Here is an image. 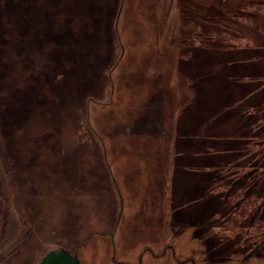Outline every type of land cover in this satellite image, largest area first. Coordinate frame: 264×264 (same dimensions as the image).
I'll list each match as a JSON object with an SVG mask.
<instances>
[{
	"label": "rangeland",
	"instance_id": "374dc122",
	"mask_svg": "<svg viewBox=\"0 0 264 264\" xmlns=\"http://www.w3.org/2000/svg\"><path fill=\"white\" fill-rule=\"evenodd\" d=\"M60 246L264 264V0H0V264Z\"/></svg>",
	"mask_w": 264,
	"mask_h": 264
},
{
	"label": "water",
	"instance_id": "95a60500",
	"mask_svg": "<svg viewBox=\"0 0 264 264\" xmlns=\"http://www.w3.org/2000/svg\"><path fill=\"white\" fill-rule=\"evenodd\" d=\"M35 264H82L78 252L60 246L47 250Z\"/></svg>",
	"mask_w": 264,
	"mask_h": 264
},
{
	"label": "flooded vegetation",
	"instance_id": "af4514ba",
	"mask_svg": "<svg viewBox=\"0 0 264 264\" xmlns=\"http://www.w3.org/2000/svg\"><path fill=\"white\" fill-rule=\"evenodd\" d=\"M242 208L245 209V205L242 206ZM244 209H241L239 212L237 211V212L234 213L233 220L235 221V219H236V220H237V221H236L237 223H234V221H233V222L231 221V222L233 223V225H234V227H235L236 229H238V228L240 227L239 222L242 221V220L244 219L245 215L247 214V212H246ZM168 249H170V250L172 251V255H174V254H173V253H174V250H173V247H172L171 245H165V246L163 247L162 251L160 252V255L162 254L163 256H165L166 253H167V250H168ZM147 250H148V249H147ZM75 251H77V250H75ZM73 252H74V251H73ZM73 252H70V253H73ZM152 253H153V252H152ZM153 254H154V253H153ZM78 256H79V255H78ZM40 258H41V257H40ZM180 262H181V263H183V262H192V263L194 264V260H193V258H191V257L184 258V259H182Z\"/></svg>",
	"mask_w": 264,
	"mask_h": 264
}]
</instances>
